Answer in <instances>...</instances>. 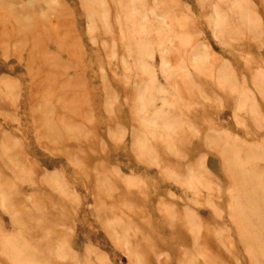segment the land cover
<instances>
[{
    "label": "rangeland",
    "instance_id": "374dc122",
    "mask_svg": "<svg viewBox=\"0 0 264 264\" xmlns=\"http://www.w3.org/2000/svg\"><path fill=\"white\" fill-rule=\"evenodd\" d=\"M0 264H264V0H0Z\"/></svg>",
    "mask_w": 264,
    "mask_h": 264
}]
</instances>
